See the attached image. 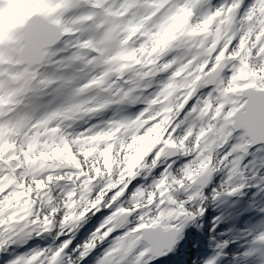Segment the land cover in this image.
Listing matches in <instances>:
<instances>
[{"label":"snow or ice","instance_id":"1","mask_svg":"<svg viewBox=\"0 0 264 264\" xmlns=\"http://www.w3.org/2000/svg\"><path fill=\"white\" fill-rule=\"evenodd\" d=\"M0 264H264V0H0Z\"/></svg>","mask_w":264,"mask_h":264}]
</instances>
